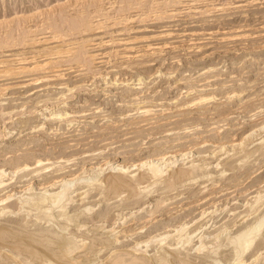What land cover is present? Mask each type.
<instances>
[{"label": "rangeland", "instance_id": "obj_1", "mask_svg": "<svg viewBox=\"0 0 264 264\" xmlns=\"http://www.w3.org/2000/svg\"><path fill=\"white\" fill-rule=\"evenodd\" d=\"M0 264H264V0H0Z\"/></svg>", "mask_w": 264, "mask_h": 264}, {"label": "bare ground", "instance_id": "obj_2", "mask_svg": "<svg viewBox=\"0 0 264 264\" xmlns=\"http://www.w3.org/2000/svg\"><path fill=\"white\" fill-rule=\"evenodd\" d=\"M54 37H55V36H54ZM147 37H148V36H147ZM57 38H58V37H57ZM59 38H60V37H59ZM46 39H47V38H46ZM40 40H41V39H40ZM40 40H39V42H40ZM43 41H44V40H43ZM45 42H46V40H45ZM33 43H34V42H33ZM37 43H38V42H37ZM66 44H67V43H66ZM68 47H69V46H68ZM68 47H67V48H68ZM59 49H60V47H59ZM51 50H52V49H51ZM54 50L57 51L58 48H56V49H54ZM61 51H64L63 48H62ZM61 51H60V52H61ZM67 51H68V50H67ZM151 51H152V50H151ZM57 52H58V54H59V50H58ZM19 53H20V52H19ZM54 53H56V52H54ZM24 56H25V55H24ZM27 56H28V55H27ZM18 57H19V56H18ZM30 57H31V56H30ZM14 58H15V57H14ZM28 58H29V57H28ZM28 58H27V59H28ZM2 60H3V59H2ZM11 60H12V59H11ZM14 60H15V59H14ZM16 60H18V59H16ZM22 60H23V58H22ZM25 60H26V59H25ZM25 60H24V61H25ZM19 61H20V59H19ZM24 61H23V62H24ZM27 61H28V60H27ZM27 61H26V62H27ZM37 63H38V62H37ZM37 63H36V64H37ZM22 65H23V64H22ZM25 66L29 68V67H31L32 65H30V66H29V65H28V66L25 65ZM25 66L23 65V69L25 68ZM35 66H36V65H35ZM38 66H40V65L38 64ZM42 66H43V65H42ZM15 67H16V66H15ZM21 67H22V66H21ZM12 68H13V67H12ZM18 68H19V67H18ZM28 68H26V69H28ZM34 69H35V68H34ZM20 70H21V68H20ZM21 71H22V70H21ZM23 71H27V70L24 69ZM28 71H30V70H28ZM21 73H22V72H21ZM134 165H135V164H134ZM144 165H145V164H144ZM69 180H70V179H69ZM58 193H59V192H58ZM53 194H54V193H53ZM60 195H61V194H60ZM262 219H263V218H262ZM259 226H260V225H259ZM250 230H251V229H250ZM247 232H248V231H247ZM237 240H238V239H237ZM239 240H240V239H239ZM249 243H250V242H249Z\"/></svg>", "mask_w": 264, "mask_h": 264}]
</instances>
